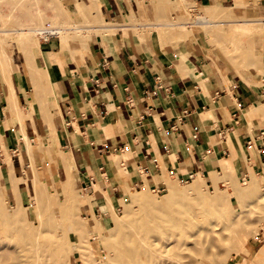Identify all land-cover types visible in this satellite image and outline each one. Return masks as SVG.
<instances>
[{
  "label": "crops",
  "instance_id": "obj_1",
  "mask_svg": "<svg viewBox=\"0 0 264 264\" xmlns=\"http://www.w3.org/2000/svg\"><path fill=\"white\" fill-rule=\"evenodd\" d=\"M61 1L69 12L89 13L78 24L81 37L64 46L52 34L36 47L0 44V177L14 198L40 177L24 135L33 145L50 139L62 153L51 175L62 181L67 168L86 185L88 222L108 217L105 196L115 204L132 189L166 190L194 178L211 184L228 172L264 177V37L259 71L242 77L206 56L187 23L169 27L157 18L168 14L157 0ZM250 3L264 16V0ZM29 63L41 81H31Z\"/></svg>",
  "mask_w": 264,
  "mask_h": 264
},
{
  "label": "rangeland",
  "instance_id": "obj_2",
  "mask_svg": "<svg viewBox=\"0 0 264 264\" xmlns=\"http://www.w3.org/2000/svg\"><path fill=\"white\" fill-rule=\"evenodd\" d=\"M3 1L6 14L0 16V38L7 40L8 42L1 44L9 45L10 48L16 42L24 47L25 45L34 47L39 45L41 38L35 35H33L32 40L23 45L24 38L17 40L14 31L34 26V24L38 25L41 21H48L46 18L50 16L47 17L46 9L51 12L52 16L49 22L54 19L66 22L67 27L71 24L78 26L80 19H86L89 15L83 7L77 9V11L69 12L63 7L61 0ZM168 1L167 4L162 0H157L158 10L166 11L168 14H160L156 17L164 19L162 22L169 27L176 26L178 25L176 23L180 22L194 23L196 22L193 21L194 19H198L199 23H204L209 19L214 25L216 23L231 22L223 26L211 25L206 30L201 26H189L187 32L198 41L206 56L211 58L217 66L226 69L231 74H242L243 77L259 71L261 52L257 45L255 46L256 65L250 66L249 59L243 54L233 56L229 54L228 56L226 46L224 47L215 42L212 37V32L215 30L223 32L232 29L235 25V23H232L234 21L260 20V22L254 23V27L264 29V16L257 14L259 5L255 3L248 4V12L244 15L251 17L240 18L232 14H225L220 7H201L185 0ZM247 27L252 26L247 25ZM81 34L82 30L81 32H71L69 33L71 35L69 40L81 37ZM263 37L264 32L261 42ZM28 68L31 81L34 82L36 79L41 81L40 74L35 70L33 63H29ZM9 88L11 89L10 84ZM18 110L16 108V113H19ZM23 140L29 156L31 158L33 156L32 168L35 175L39 173L40 177L33 179L30 191L25 189L21 191L20 189L17 192L16 184L14 180H11L12 191L17 192L15 198L7 191L6 187L8 185H5L0 177V248L2 246L6 247L4 251H0V264H106L104 256L108 252L119 253L124 264H260V262L264 264V177L253 175V177L247 178L243 175L228 172V174L222 173L219 176L212 177L213 182L211 184L200 179L199 188L201 193L210 198H220L217 207L219 211L221 209V213L210 217L212 219L207 222L200 215H197L198 212L193 209V216L197 221L196 227H200L199 230L193 227L191 223L185 222V219L180 216H176L177 224L171 228L170 225L164 224L161 218L156 217L158 214L156 212L159 211H156V209L151 210L153 206H150L148 202L141 205L126 204L127 206L124 207L119 202L120 200L112 204L109 198V200H106L109 210L108 217L101 219L92 215L88 222L86 214L81 211V207L93 199L91 193L82 190L80 184L75 181L67 168L65 169L67 177L62 181L61 176L56 172L51 175L52 169L57 171L62 160V153L58 149H51L52 142L50 139L42 142L37 141L36 145L31 144L25 135ZM7 163L10 164L9 160H7ZM44 174L50 176L49 179H45ZM193 184V181L190 180L173 182L160 194L153 193L150 187L132 189L128 192L135 195L142 194L147 196L150 201L158 202L165 199L169 194L168 192L172 191L170 188L187 192ZM251 184L259 185V190H249L248 193L234 195V188L246 190L250 188ZM39 198L40 203H38ZM129 199L126 197L125 200ZM185 202L190 207H195L196 201L190 202L187 200ZM206 205L207 207L213 206L210 201H206ZM149 206L151 207L149 210L155 212L156 215L151 212L150 214L147 213L149 212L147 209ZM170 209L174 213L177 211L176 207ZM16 213L20 221L17 220ZM145 213L149 215L147 222L152 223L150 230L149 226L146 229L144 216L147 215H144ZM150 215H153V217ZM141 217L145 223L142 222ZM9 219L14 220V222L9 221ZM183 219L184 222H182ZM136 220L140 224L135 223ZM117 224L119 225L118 229L116 228ZM90 225L95 228L98 227V230L85 232V228ZM132 225L135 227L133 228ZM140 225H143L149 231V235H147L148 233L144 228L143 231ZM25 227L28 233L23 230ZM179 229H182L184 235L181 234ZM36 230L39 237L37 236V239L34 240L33 232ZM142 231L147 233L146 236ZM104 235H106L105 237H119L116 239L121 241L120 249L116 248L115 245L108 248L106 243L103 244V241L105 242ZM187 235H191V237ZM96 240L100 253H103L101 256L94 253L92 249L91 243L96 242ZM155 240L157 241L154 242ZM146 245L149 247H146ZM163 246L167 248L165 249ZM26 254H28L29 259L25 257ZM260 254L261 256H259ZM46 259L48 262L45 263Z\"/></svg>",
  "mask_w": 264,
  "mask_h": 264
},
{
  "label": "bare ground",
  "instance_id": "obj_3",
  "mask_svg": "<svg viewBox=\"0 0 264 264\" xmlns=\"http://www.w3.org/2000/svg\"><path fill=\"white\" fill-rule=\"evenodd\" d=\"M38 3V2H37ZM221 9H222V12H224L225 14H232L234 16H238L240 18H249L251 16H246L244 14H247L248 12V0H235V2L232 4V5H229V6H219ZM216 9V8H214ZM217 10V9H216ZM215 10V11H216ZM246 17H244V16ZM40 16V15H38ZM192 17V16H191ZM200 18V16H198ZM193 18V17H192ZM41 19V18H40ZM41 21V20H40ZM193 21H196L194 23H187L188 26H201L203 29H207V28H210L211 25L215 26V25H219V26H223L224 24H227V23H231V22H225V23H216L214 25L213 22H211L209 19L207 21H205L204 23H199V20L198 19H194ZM256 22H260V20H248V21H234L232 23H235V25L233 26L232 29L228 30V31H221L220 30H215L214 32H212V37H213V40H215V42H218L219 44H221L222 46H226L225 48L227 49L226 50V53H228V56L230 54V56H233V55H238V54H243L245 57H247L249 59V63H250V66H254L256 65L255 63V46L257 45L258 48H260V44H261V38L263 36V32H264V29L263 28H260V27H254V23ZM66 22H60V21H57V20H52L50 22H40V24L36 25L34 24V26H28V28L24 27V29H19V30H16L14 31V34L16 35L17 37V40L18 39H22L24 38V44L22 42L23 45H25V43L29 42L30 40L33 39V35L39 37V38H45L46 37V34L49 36V35H57L59 38H60V43L62 46L65 45V43L67 42V40H69V38H71V35H69V33L71 32H81V29L79 30V27L78 26H75V24H71V26L69 25V27L66 26L65 24ZM73 25V26H72ZM180 25V24H179ZM178 25V26H179ZM247 25L249 26H252V27H247ZM177 26V25H176ZM176 26H171V27H176ZM184 27V26H183ZM179 29V27H178ZM202 29V30H203ZM6 33V31H4ZM7 32H11V31H7ZM1 33V32H0ZM8 34V33H6ZM14 35V36H15ZM57 37V38H58ZM3 42H8L7 40H3L2 38H0V44L3 43ZM20 42V40H19ZM225 53V54H226ZM227 56V57H228ZM243 57V56H242ZM242 59V58H241ZM232 61V60H231ZM48 102V101H47ZM39 104V103H38ZM35 105V104H34ZM37 105V104H36ZM43 105V104H42ZM45 105V104H44ZM48 105V103H47ZM37 107V106H36ZM47 107V106H46ZM37 109V108H36ZM28 110V109H27ZM30 112V111H29ZM37 112V111H36ZM29 115V114H28ZM32 117V115H31ZM9 179V178H8ZM11 180H14L13 177H11ZM199 180L200 179H197L195 178L193 181V185L190 189L187 190V192H184L183 190H179L177 188H170L172 189V191L168 192L169 194L165 197V199L161 200V201H150L149 198H147V196H144L142 194H138V195H135V194H132L130 192H126V196L128 198H130L129 200H125L126 198H123V199H120L119 202H121V204L126 207L127 205L126 204H132V205H141L143 203H149L150 206H153V208L151 210H154L156 209V211L158 210L159 212H156L158 213L157 215L155 214V212H151L149 209L151 208L150 206L147 208L150 214L151 213H154L156 215L157 218H161L162 221L164 222V224L166 225H170V227L172 228V226H175L177 224V221H176V216H180L182 218L185 219V222H188V223H191L193 225V227H196V222L195 221V217L193 216L194 213H193V209L198 212L197 215H200V217H202L203 219H205L207 222L209 220H211L212 216L214 215H218L219 213H221V209L219 211V208L217 207V203H218V200L220 201V198L218 197L217 199H214V198H210L208 197L206 194H203L201 193L200 191V188H199ZM5 181V180H4ZM248 181V179L246 180ZM1 185V184H0ZM145 185V184H144ZM249 185H250V182H249ZM145 187V186H144ZM168 187V186H167ZM171 187V186H170ZM2 190V189H1ZM186 190V189H185ZM249 190H253V191H258L259 190V185H255V184H251L250 188L249 189H244V190H241V189H238V188H234V195H240V194H243V193H248ZM45 192V191H44ZM125 194V193H124ZM145 194V193H144ZM209 194V193H208ZM124 196V195H123ZM107 196H105L106 198ZM49 199V198H47ZM55 200V199H54ZM69 200V199H68ZM106 200H109L108 197L106 198ZM190 201V202H193V201H196L195 203V207H190L185 201ZM174 203H173V202ZM206 201H210L211 204L213 205L212 207H207L206 205ZM42 202V201H41ZM109 202V201H108ZM38 203H40V198L38 199ZM46 203V202H45ZM110 203V202H109ZM252 205V204H251ZM147 207V206H146ZM173 208V207H176L177 211L174 213L171 211L170 208ZM6 210H8L6 208ZM9 211V210H8ZM7 211V212H8ZM145 212V210H144ZM12 214V213H10ZM8 215V214H7ZM141 215V214H140ZM144 215H147L146 213ZM142 215V216H144ZM9 216V215H8ZM12 216V215H10ZM149 215L147 216H144L145 220H146V229L147 227L149 228V230L151 229L150 228V225L152 226V223H150V221L147 222V218H148ZM151 216V215H150ZM222 216V215H221ZM16 217H17V220L20 221L19 219V216L18 214L16 213ZM153 217V215L151 216ZM13 218V217H12ZM142 218V217H141ZM60 219V218H59ZM143 219V218H142ZM184 219L182 222H184ZM200 219V218H199ZM11 219H9L10 221ZM61 220V219H60ZM141 220V219H140ZM150 220V219H149ZM215 220V219H214ZM14 222V220H11ZM144 222V219L143 221ZM181 222V223H182ZM203 222V221H202ZM201 222V223H202ZM135 223L137 224H140L137 222V220L135 221ZM145 223V222H144ZM147 223H150V224H147ZM180 223V222H179ZM178 223V224H179ZM187 223V224H188ZM185 226L186 224L183 223ZM227 224V223H226ZM156 225V224H155ZM190 225V224H189ZM213 225V224H212ZM57 226V225H56ZM133 226V225H132ZM162 226V225H161ZM167 226V227H168ZM181 226V225H179ZM177 226V227H179ZM119 225L117 224L116 225V228L118 229ZM135 226H133L134 228ZM140 227H142V229L144 228L143 225ZM57 228V227H56ZM98 228V227H97ZM97 228L93 227L92 225L90 226H87L85 228V232H87L88 230L93 232L95 231ZM155 228V227H154ZM180 228V227H179ZM182 228V227H181ZM186 228V227H184ZM197 228V227H196ZM200 228V227H199ZM199 228H197L199 230ZM141 229V228H140ZM145 229V228H144ZM143 229V231H144ZM145 229V230H146ZM170 229V228H169ZM24 231H26L28 233V230L27 228H23ZM98 230V229H97ZM161 230V229H160ZM164 230V229H163ZM176 230V229H175ZM181 234L184 235V233H182L183 231H181L182 229H179ZM187 230V229H186ZM194 230V229H193ZM192 230V232H193ZM240 230V229H239ZM142 231V232H143ZM155 231V230H154ZM33 232V231H32ZM148 234H147V233ZM146 232H143V234L145 233L144 236L149 235V231L146 230ZM189 232V231H188ZM187 232V233H188ZM200 232V231H199ZM26 233V234H27ZM37 230L33 232V236H34V240L37 239ZM163 233V232H161ZM194 233V232H193ZM84 234V233H83ZM151 234V232H150ZM180 234V233H179ZM192 234V233H191ZM197 234V233H196ZM193 235V234H192ZM106 235H104L103 237H105ZM163 236V235H162ZM189 236V235H187ZM29 237V236H28ZM39 237V236H38ZM191 237V235L189 236ZM116 237H105V242L103 241V244L106 243L107 244V247L109 248L110 246H116V248H119L121 246V241H118ZM194 238V237H192ZM95 239V238H94ZM185 239V238H183ZM144 240V239H143ZM33 241V240H32ZM31 241V242H32ZM131 241V240H129ZM157 240H155L154 242H156ZM181 241H185V240H181ZM239 241V240H238ZM92 242V241H91ZM168 242V241H167ZM132 243V241H131ZM130 243V244H131ZM184 243V242H182ZM181 243V245H183ZM244 243V242H243ZM36 244V243H35ZM105 244V245H106ZM124 244V243H122ZM134 244V243H132ZM92 245V249L94 251V253H96L97 255L101 256L103 255V253H100V250H99V246H98V243H97V240L96 242H92L91 243ZM180 245V246H181ZM24 246V245H23ZM37 246V245H36ZM124 247V245H122ZM35 247V246H34ZM44 248V246H42ZM45 247H48V246H45ZM146 247H149L146 245ZM165 249L167 247L163 246ZM41 248V247H40ZM125 248V247H124ZM6 249L5 246H2L0 248V251H4ZM26 249V248H25ZM120 249V248H119ZM24 250V249H23ZM126 250V249H124ZM26 251V250H25ZM46 251H47V248H46ZM123 252V249L121 250ZM45 252V251H44ZM127 252V251H125ZM26 253V252H25ZM100 253V254H99ZM125 254V253H124ZM257 254V253H256ZM25 255V254H24ZM28 259V254H26ZM44 255V254H43ZM126 255V254H125ZM46 256V254H45ZM129 256V254H128ZM257 256V255H256ZM261 256V254L259 255ZM48 259V258H47ZM46 259L45 263L48 262V260ZM50 259V258H49ZM104 259H105V263L106 264H124L123 260L120 258V255L119 253H111V252H108L107 254H105L104 256ZM44 260V258H43ZM84 260V259H83ZM257 260V259H256ZM27 262V260H26ZM29 262V261H28ZM44 262V261H43ZM239 263V262H238ZM47 264V263H46ZM261 264V262H260Z\"/></svg>",
  "mask_w": 264,
  "mask_h": 264
},
{
  "label": "built area",
  "instance_id": "obj_4",
  "mask_svg": "<svg viewBox=\"0 0 264 264\" xmlns=\"http://www.w3.org/2000/svg\"><path fill=\"white\" fill-rule=\"evenodd\" d=\"M47 36H48V35L46 34V37H47ZM46 37H45V38H46ZM82 189H83V190H86V185H83V186H82ZM164 191H165V189H163V188H162V189H153V190H152V192H153V193H156V194H160V193H162V192H164Z\"/></svg>",
  "mask_w": 264,
  "mask_h": 264
}]
</instances>
